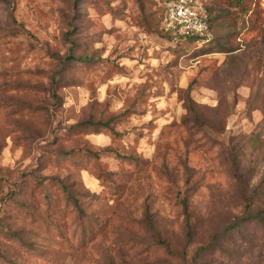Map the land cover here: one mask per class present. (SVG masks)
<instances>
[{"label":"rangeland","instance_id":"1","mask_svg":"<svg viewBox=\"0 0 264 264\" xmlns=\"http://www.w3.org/2000/svg\"><path fill=\"white\" fill-rule=\"evenodd\" d=\"M201 1L0 0V264H264V0Z\"/></svg>","mask_w":264,"mask_h":264},{"label":"built area","instance_id":"2","mask_svg":"<svg viewBox=\"0 0 264 264\" xmlns=\"http://www.w3.org/2000/svg\"><path fill=\"white\" fill-rule=\"evenodd\" d=\"M162 25L174 34L195 37L199 45L214 37L201 0H166Z\"/></svg>","mask_w":264,"mask_h":264},{"label":"trees","instance_id":"3","mask_svg":"<svg viewBox=\"0 0 264 264\" xmlns=\"http://www.w3.org/2000/svg\"><path fill=\"white\" fill-rule=\"evenodd\" d=\"M164 29V28H163ZM165 30V29H164ZM166 31V30H165ZM167 33H169V34H172V35H175L174 33H172V32H169V31H166ZM175 36H177V37H180V38H184L185 40H191V41H193V42H196L197 43V39L195 38V37H189V36H181V35H175ZM212 42H214L213 40L212 41H210L209 43L211 44ZM208 44V43H207ZM85 60L84 58H81V57H76V56H73V55H68L67 56V60H68V62L69 61H71V60ZM259 219L261 220V222L263 223V225H264V217H259Z\"/></svg>","mask_w":264,"mask_h":264}]
</instances>
